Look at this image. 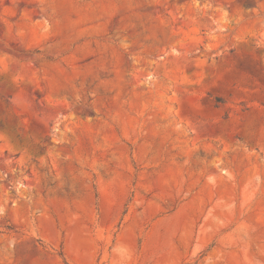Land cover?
Listing matches in <instances>:
<instances>
[{
  "label": "rangeland",
  "instance_id": "rangeland-1",
  "mask_svg": "<svg viewBox=\"0 0 264 264\" xmlns=\"http://www.w3.org/2000/svg\"><path fill=\"white\" fill-rule=\"evenodd\" d=\"M0 264H264V0H0Z\"/></svg>",
  "mask_w": 264,
  "mask_h": 264
}]
</instances>
